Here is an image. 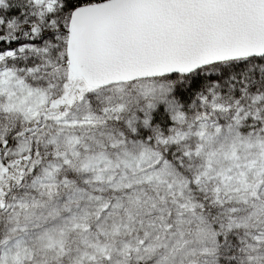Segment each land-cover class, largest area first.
<instances>
[{"label": "snow or ice", "instance_id": "snow-or-ice-1", "mask_svg": "<svg viewBox=\"0 0 264 264\" xmlns=\"http://www.w3.org/2000/svg\"><path fill=\"white\" fill-rule=\"evenodd\" d=\"M0 264H264V0H0Z\"/></svg>", "mask_w": 264, "mask_h": 264}]
</instances>
